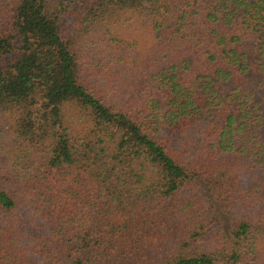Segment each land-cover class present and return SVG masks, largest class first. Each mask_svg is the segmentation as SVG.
<instances>
[{
    "label": "trees",
    "instance_id": "1",
    "mask_svg": "<svg viewBox=\"0 0 264 264\" xmlns=\"http://www.w3.org/2000/svg\"><path fill=\"white\" fill-rule=\"evenodd\" d=\"M0 117V264H264V0H0Z\"/></svg>",
    "mask_w": 264,
    "mask_h": 264
},
{
    "label": "rangeland",
    "instance_id": "2",
    "mask_svg": "<svg viewBox=\"0 0 264 264\" xmlns=\"http://www.w3.org/2000/svg\"><path fill=\"white\" fill-rule=\"evenodd\" d=\"M136 39V38H135ZM139 43L141 44V46L143 45L142 41H144L143 38H139ZM138 40V38L136 39V41ZM143 47V46H142ZM6 119L0 117V128H2L5 124H6Z\"/></svg>",
    "mask_w": 264,
    "mask_h": 264
}]
</instances>
